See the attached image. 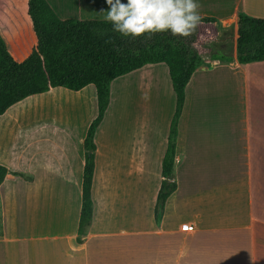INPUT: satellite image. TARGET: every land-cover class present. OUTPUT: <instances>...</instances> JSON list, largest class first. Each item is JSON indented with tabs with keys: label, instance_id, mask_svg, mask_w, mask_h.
<instances>
[{
	"label": "crops",
	"instance_id": "0c3cea01",
	"mask_svg": "<svg viewBox=\"0 0 264 264\" xmlns=\"http://www.w3.org/2000/svg\"><path fill=\"white\" fill-rule=\"evenodd\" d=\"M28 1L0 0V35L16 62L37 42ZM47 2L62 20L105 21L108 8L105 0ZM198 2L202 18L223 26L237 27L240 14L264 19V0ZM140 86L148 88L143 103ZM114 100L126 115L106 132L111 103L96 132L94 215L82 243L84 142L97 114L95 87L55 88L0 116V165L11 172L0 186V264H264V61L241 65L235 48L232 62L209 59L192 75L178 123L177 189L160 224L155 206L176 111L168 67L147 65L115 80ZM23 107L50 110L46 134L14 128ZM184 224L194 232L182 231Z\"/></svg>",
	"mask_w": 264,
	"mask_h": 264
},
{
	"label": "trees",
	"instance_id": "16d2710c",
	"mask_svg": "<svg viewBox=\"0 0 264 264\" xmlns=\"http://www.w3.org/2000/svg\"><path fill=\"white\" fill-rule=\"evenodd\" d=\"M28 15L36 36L31 55L16 62L0 35V116L29 97L55 88L79 92L93 85L97 95V114L84 142L85 166L78 243H82L93 221L92 185L95 172V136L111 104L112 83L147 65L165 64L176 94V111L171 123L168 148L163 159V181L155 206V221L161 223L168 198L176 191L172 181L176 156L178 123L185 102V89L194 72L206 60L233 61L223 49L207 54L195 31L189 37L173 38L156 34L132 39L112 31L107 21L62 20L47 0H29ZM214 18H202L199 28L215 27ZM229 32V31H226ZM236 57L241 65L264 61V19L240 14ZM11 172L0 165V186ZM27 181L33 177L12 173Z\"/></svg>",
	"mask_w": 264,
	"mask_h": 264
},
{
	"label": "clouds",
	"instance_id": "9594fccd",
	"mask_svg": "<svg viewBox=\"0 0 264 264\" xmlns=\"http://www.w3.org/2000/svg\"><path fill=\"white\" fill-rule=\"evenodd\" d=\"M104 20L114 32L132 39L156 34L189 37L200 26L198 0H105Z\"/></svg>",
	"mask_w": 264,
	"mask_h": 264
},
{
	"label": "rangeland",
	"instance_id": "374dc122",
	"mask_svg": "<svg viewBox=\"0 0 264 264\" xmlns=\"http://www.w3.org/2000/svg\"><path fill=\"white\" fill-rule=\"evenodd\" d=\"M237 29L238 26H223L221 24H218L215 29L208 27H202L198 28L196 30L198 37L203 40V49L206 51V53L212 54L215 53L218 49H223L224 52L227 53L228 55H235V48H236V43H237ZM229 31V32H226ZM147 90L148 88L145 86H140V89L138 91V101L139 102H144L146 100V95H147ZM146 94V95H145ZM141 99V100H140ZM149 102V99L147 100ZM146 102V101H145ZM27 103V102H26ZM110 107V113H109V122L110 126L108 124L105 125L106 132H111L113 130V126L111 125V121L113 119H119L122 120L124 116L126 115V111L124 112L123 108H120L117 106L114 107V104L119 103L114 100V102ZM80 106V105H79ZM73 108V105H71V109ZM12 111V110H11ZM11 111L9 113H11ZM20 113V118L16 120V125L14 128H20L22 135H41V134H46L47 133V128L50 126L47 123H42L43 121H46L43 119V117L50 116V110L44 112L42 109H32V108H27L23 107L21 110H19ZM119 112V114H118ZM119 115V116H117ZM139 115V114H138ZM136 115V119L144 118V113H141V116L138 117ZM117 116V117H116ZM114 120V121H115ZM145 124V123H144ZM112 126V128H111ZM122 126V125H121ZM144 125L140 126V131H144ZM123 128V126H122ZM13 129V128H12ZM16 130H12L13 132H16ZM110 134V133H109ZM108 135V134H107Z\"/></svg>",
	"mask_w": 264,
	"mask_h": 264
},
{
	"label": "built area",
	"instance_id": "2783aa9c",
	"mask_svg": "<svg viewBox=\"0 0 264 264\" xmlns=\"http://www.w3.org/2000/svg\"><path fill=\"white\" fill-rule=\"evenodd\" d=\"M181 229L184 232L192 233V232H194L195 227L191 224H184V225H182Z\"/></svg>",
	"mask_w": 264,
	"mask_h": 264
}]
</instances>
